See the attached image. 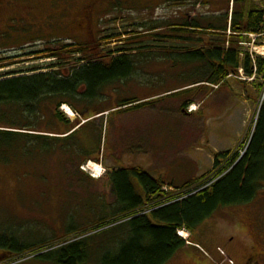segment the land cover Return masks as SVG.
<instances>
[{
    "label": "rangeland",
    "instance_id": "rangeland-1",
    "mask_svg": "<svg viewBox=\"0 0 264 264\" xmlns=\"http://www.w3.org/2000/svg\"><path fill=\"white\" fill-rule=\"evenodd\" d=\"M162 1L165 0L11 2V8L0 19V74L27 72L33 67H41L48 72L47 66L51 62L60 61L50 59L49 51L60 52L62 59H68L74 55L67 56V53L79 49L85 53L76 58L91 56L99 63H105L107 59L111 62L120 54L115 52L108 57L107 51L153 40L157 36V33L144 29L145 23L148 25L156 20L174 24L182 20L187 7L176 10L174 6L167 5L158 9ZM118 4L120 8H117ZM216 10V4L208 9L190 0V19L215 17L213 11ZM175 11L177 16L173 14ZM87 17L90 21L86 23ZM159 32H162L161 36L170 34L167 29ZM253 35L258 34H244L242 48L256 56V49L263 50L264 37L256 39ZM130 55L139 59V66L136 67L137 82L129 84L123 94L125 98L143 100L140 102L143 103L150 97L163 94L165 97L156 99L157 102L147 104L137 112L112 116L111 125L107 124V131L104 132V153L99 163L89 161L80 167V172L70 162L65 167L61 166L55 154H49L39 163L30 161V165L19 160L10 165L0 162V222L22 229L21 235L29 242L52 236L61 238L70 229L88 227L95 219L104 216L101 209L103 203L98 197L105 199L106 206L113 203L114 195L107 175L115 170L143 169L153 179L163 180L166 186H172L165 188L170 197L174 195L170 191L175 190H180L182 195L190 190L191 197L206 187L202 188V184L213 182L209 181V177L198 186L196 180L211 173L216 154L245 152L247 149L259 112L255 101L259 99L261 103L264 97V93L261 96L257 93V86L264 84L263 79L258 76L253 79V75H245L240 69L226 82L213 85L206 79L209 74L200 70L196 62L193 64L190 59H183L182 63L179 57L170 58L171 55H182L180 53L157 50ZM258 56L264 57L262 54ZM169 59L175 65L173 62L169 64ZM71 66L76 67L75 63ZM197 82L203 83L195 84ZM113 97L115 100V94ZM187 102V108H182ZM65 107L62 112L70 120H76V113ZM0 127L5 125L0 124ZM48 132L45 128L32 131L31 135L52 136ZM14 133L20 134L17 130ZM25 142L24 146H28L29 141L25 139ZM251 203L253 210L264 209V189ZM72 210L77 212L75 218L69 215ZM245 211L243 209L241 212L244 213H241L232 208L214 215V212L211 213L207 217L208 222H200L194 228L202 229L204 235L194 233L195 241L190 239V243L196 244L198 250H192L190 254L201 256L204 261L201 264H209L207 259L216 255L220 261L229 259L221 250L233 240L240 248H245L249 234L254 235L252 231L239 235L238 225L246 219L263 227L260 215L248 216ZM179 233L184 239L190 237L187 230ZM108 237L98 238L92 243L95 246L92 251L97 253L99 262L112 246L108 240L104 241ZM32 257L28 256L18 264H53L33 262ZM177 260L174 258L176 264L187 261L185 258Z\"/></svg>",
    "mask_w": 264,
    "mask_h": 264
},
{
    "label": "trees",
    "instance_id": "trees-1",
    "mask_svg": "<svg viewBox=\"0 0 264 264\" xmlns=\"http://www.w3.org/2000/svg\"><path fill=\"white\" fill-rule=\"evenodd\" d=\"M192 1L208 9L216 4L215 17L190 19V0L162 1L158 9L167 5L176 10L187 7L182 20L174 24L156 20L145 23L144 29L157 36L107 51L108 57L115 52L120 54L111 62L107 59L99 63L91 56L76 58L85 53L79 49L67 53L74 55L68 59H62L60 52L49 51L50 59L60 61L51 62L48 72L33 67L27 72L0 74V124L5 125L0 127V162L10 165L19 160L30 165V161L39 163L55 154L61 166L70 162L78 171L89 161L99 162L111 117L137 112L156 100L140 103L123 95L131 82H137L139 59L132 53L157 50L180 53L170 58L179 57L182 63L183 59L196 62L200 70L209 74L206 79L213 85L226 82L240 69L252 76L254 61L241 43L244 34L264 32V0ZM173 14L177 16V11ZM164 29L170 34L161 36L159 31ZM228 31L232 34L228 35ZM167 62L171 64L173 60ZM256 66L258 78L264 80V59L256 57ZM257 93L263 95V83L257 86ZM188 102L182 108H187ZM259 104L253 137L244 154L233 151L216 154L211 173L196 180L198 186L209 177L213 182L202 184L201 187H206L196 195L182 199L184 194L178 192L170 197L162 191L166 183L153 179L143 169L115 170L107 175L114 201L106 206L105 199L98 197L104 216L88 227L70 229L61 238L52 236L29 242L21 235L22 229L0 222V264H18L28 256H33V262L53 264H166L185 246L178 230L194 229L220 205L251 203L264 189V100ZM64 106L78 115L76 121L62 112ZM45 128L52 136L31 135L32 131ZM16 130L20 134L14 133ZM25 139L28 146H24ZM75 214L73 210L69 213L71 218ZM104 236H110L104 241L108 240L112 246L99 262L92 243Z\"/></svg>",
    "mask_w": 264,
    "mask_h": 264
},
{
    "label": "flooded vegetation",
    "instance_id": "flooded-vegetation-1",
    "mask_svg": "<svg viewBox=\"0 0 264 264\" xmlns=\"http://www.w3.org/2000/svg\"><path fill=\"white\" fill-rule=\"evenodd\" d=\"M15 1H18V0H0V19L3 17V15L4 14H6V12L7 11H9V9L11 8V5H10V3L11 2H15ZM94 11V10H93ZM25 13H27V12H25ZM87 19V20H86ZM85 19V21H86V23H87V21L89 22L90 21V17H87ZM88 37V36H87ZM92 37V36H91ZM251 204L252 203H250V202H248V203H244V204H238V205H235V206H221L220 205V207L212 214V215H214L216 212H218V211H224V210H226V209H232V208H235V209H238V210H240V212H241V210H243V209H246V211H245V213L248 215V216H252V217H254V216H258V215H260L261 216V218H262V222H263V227H261L259 224H257V223H250V221L249 220H246V219H244V221H243V224H241V225H238V229H237V232H238V234L240 235V234H243L244 232H249L250 230H251V228L252 227H254V226H258L259 228H260V231H261V235L260 236H258V237H256V238H254V240H255V242L258 244V245H261V246H264V209L263 208H260V209H258V210H253L252 208H251ZM241 213H244V212H241ZM209 216V215H208ZM207 216V217H208ZM206 217V218H207ZM203 219L201 222L203 223L204 221H206V222H208V218L207 219ZM202 229H199V228H197V229H191L190 230V239H192V240H194L195 241V234L194 233H202ZM203 234V233H202ZM204 235V234H203ZM256 239H258L257 241H256ZM262 257V261H261V263L263 264L264 263V254L263 255H261ZM175 259H179V260H177V261H180V260H182V259H184L185 257H183L182 255H180L179 253L174 257ZM174 258H173V260H170V262L168 263V264H172V263H175L176 261H174ZM186 259V258H185ZM194 259H195V261L197 260V261H199V262H195L194 261ZM187 260V259H186ZM202 257L201 256H198V257H193L191 254H190V260H187L186 262L184 261V260H182V263L181 264H201V263H203L202 262ZM176 264V263H175Z\"/></svg>",
    "mask_w": 264,
    "mask_h": 264
},
{
    "label": "crops",
    "instance_id": "crops-1",
    "mask_svg": "<svg viewBox=\"0 0 264 264\" xmlns=\"http://www.w3.org/2000/svg\"><path fill=\"white\" fill-rule=\"evenodd\" d=\"M240 100H243V98ZM255 105L257 107L259 106L258 100L255 101ZM251 231L254 236L249 234V240L245 244V248L244 247L240 248L236 240L235 241L233 240V242H229V244H227L223 249L226 252V255H228V257H230L235 264H249L250 261L253 259L255 260L253 262L257 263L259 257L264 254V247L258 245L254 240V238L261 235L260 228L258 226H254L251 228L249 232ZM257 240L258 239H256V241ZM185 257L190 259V249L188 251H185ZM207 260L209 261V264H219L222 262L218 259V255H216V257L215 256L212 257V259L208 258Z\"/></svg>",
    "mask_w": 264,
    "mask_h": 264
},
{
    "label": "bare ground",
    "instance_id": "bare-ground-1",
    "mask_svg": "<svg viewBox=\"0 0 264 264\" xmlns=\"http://www.w3.org/2000/svg\"><path fill=\"white\" fill-rule=\"evenodd\" d=\"M263 50H261V52H262Z\"/></svg>",
    "mask_w": 264,
    "mask_h": 264
}]
</instances>
